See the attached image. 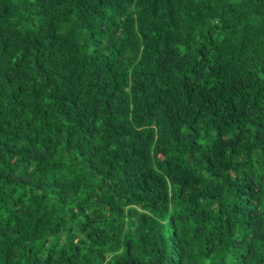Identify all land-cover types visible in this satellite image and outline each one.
<instances>
[{"label": "trees", "instance_id": "obj_1", "mask_svg": "<svg viewBox=\"0 0 264 264\" xmlns=\"http://www.w3.org/2000/svg\"><path fill=\"white\" fill-rule=\"evenodd\" d=\"M0 264H264V0H0Z\"/></svg>", "mask_w": 264, "mask_h": 264}]
</instances>
